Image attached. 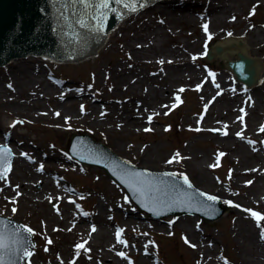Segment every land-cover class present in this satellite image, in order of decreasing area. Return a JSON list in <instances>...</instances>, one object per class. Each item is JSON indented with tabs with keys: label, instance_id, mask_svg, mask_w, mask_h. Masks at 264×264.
<instances>
[{
	"label": "rangeland",
	"instance_id": "374dc122",
	"mask_svg": "<svg viewBox=\"0 0 264 264\" xmlns=\"http://www.w3.org/2000/svg\"><path fill=\"white\" fill-rule=\"evenodd\" d=\"M194 2L198 4L194 5ZM261 2L236 7L224 15L225 24L213 28L211 21L198 18L206 0L175 2L186 3L190 10L183 13L192 15L197 24L192 26L186 21L177 24L175 29L174 26L169 27L165 44L169 51L182 54L179 68L189 64V70L197 72L195 75L188 70L186 72L189 74L180 71L176 78L170 76L167 73L169 68L178 65H174L176 54L171 52L159 53V60L153 59L137 69L131 52L123 47L125 38L130 40L133 33L127 31L125 37L121 29L92 59L57 63L32 56L0 68V132L9 131L18 139L11 143L13 147H18L15 149L16 157L23 160L29 172L38 176L33 180V187L25 192L17 189L21 180L15 179V187L9 185L14 175H18L15 169L11 175L0 180V216L32 230L34 248L25 264H205L202 254H199L200 246L211 248L215 254L214 264H246L250 258L261 262L259 255H249L243 237H239L234 228H238L239 221L245 219L253 226L254 219L245 209L264 215V186L258 187L259 190L257 188L259 177L264 173V141L261 142L264 139V108L256 114L252 123L249 100L241 99L244 96L232 91L234 87L236 91H242V88L230 73L226 58L235 44L251 50L262 69L259 70L257 83L251 90L242 93L255 104L258 98L264 101V50L254 53V47L260 45L250 43V34L259 38V42L264 38V4ZM152 14L150 17L148 14L144 16L143 21L156 25L157 13L154 11ZM204 25L208 26L207 32ZM210 32L212 34L208 36ZM220 42H224L225 47L217 53L215 46L221 47ZM209 52L212 58L207 60ZM236 56H232V60L237 59ZM117 64L138 73L135 79L142 80L146 75L147 83H143L146 91L151 89L149 78L152 88H159L163 80L167 82L169 78H175L171 83L173 90L170 96L163 100L165 104L161 105V100L157 109H145V120L142 119L133 130H126L117 122L120 108L115 107H120V102L130 98L127 92H123L122 84H117L110 77V66ZM24 70L31 78L33 75L37 77L32 81L33 84L38 81V85L16 82L15 77ZM222 75L225 78L221 80L225 84L222 97L207 101L213 92L211 81L217 82ZM158 79L160 82H157ZM206 82L209 83L207 87ZM45 84L50 85L49 89L44 88ZM51 84H55V88ZM34 92L44 96L37 100L38 105H28L31 99L38 97L32 95ZM63 92L78 99L70 107L72 117L64 121L65 112L56 105L58 102L52 100V93L59 96ZM176 94H181L178 101L174 99ZM84 95L108 103L112 101L110 105L115 109L105 116V124H92L89 116L85 117L89 115V110L79 101ZM236 97L239 101L232 102ZM134 99L138 100V104L142 98L135 96ZM180 100L183 103L179 104ZM222 100L224 105H221ZM167 102L169 104L166 105ZM128 103L131 111L138 109L133 99ZM231 105L236 115L234 121L229 117L228 108ZM94 106L97 111L104 108L101 101ZM210 106L211 110L208 111ZM3 136L0 139L8 138V135ZM71 137L75 141L72 147L96 145L100 155V151L107 153L109 150L108 154L122 160L123 167L128 165L129 168L148 170L144 166L158 168L156 165L160 163L162 170L149 171L171 173L168 177L178 183L183 181L174 174L186 176L192 187L186 186L189 188L187 201L190 204L186 205L187 201L183 203L185 214L180 212L177 217L164 216L156 221L139 212L126 198L124 190L101 169L78 163L67 156L65 152L70 146L68 140ZM101 145L107 150H100ZM132 149L144 152L141 154ZM237 149L254 156L259 155L260 151L262 155L258 162L249 161L238 166L241 153ZM80 150H83L82 147ZM20 152L27 159L22 158ZM147 153H152L151 159L155 164L140 160ZM81 154L79 156L82 158ZM102 157L105 158L104 155ZM196 161L202 163L206 176L219 190L196 182L188 164ZM259 168L263 169L262 173L258 171ZM48 175L53 190L41 195L40 179L45 180L46 176L48 179ZM200 193L218 198L221 208H227L221 218L203 222L193 215L195 211H200L193 199L206 197L200 196ZM13 209L16 211L13 212ZM185 218H188L187 224H180L179 220ZM260 225H254V237L264 245L261 239L264 220L260 221ZM93 227L95 231H92ZM189 228L196 234L195 238L190 237ZM118 230H121L120 239L125 244L118 243ZM81 244L84 247L77 249V245ZM118 253H123V256Z\"/></svg>",
	"mask_w": 264,
	"mask_h": 264
},
{
	"label": "bare ground",
	"instance_id": "6f19581e",
	"mask_svg": "<svg viewBox=\"0 0 264 264\" xmlns=\"http://www.w3.org/2000/svg\"><path fill=\"white\" fill-rule=\"evenodd\" d=\"M177 1H182V0H161L159 2L153 3L151 5H148V9L144 8L142 9V11H136L133 14L129 15L128 17H126L123 21H121L119 24H117L116 26H114L111 30H109L108 32H106L103 36L104 38H102L101 40H99V45H97L96 48V55L94 57H96L97 55L100 54V52L102 50H104V48L108 45L109 41L111 39L115 38V33L118 32V30L121 29L120 32H124L125 33V37H127V31L132 32L133 36L130 40H126V42L124 43V49L125 50H129L132 54V56L134 57V60L136 61V68L138 69L139 66H141L142 64H146L148 62H151L153 59L159 60V56L158 54L161 53H165V52H171V53H175L176 54V59L174 60V65L178 64V63H182L181 62V53H178L177 51H169L166 47L165 44V36L169 37L168 35V31H169V27L174 26L173 28H176V25L179 23H183V22H188L189 25L192 26H196L197 21L196 19H194L191 16L185 15L183 12L184 11H189L190 8H188L186 3H175ZM200 1V0H198ZM263 1L261 3L264 4V0H206V4L204 6V9L201 10V14L198 15L199 19H202L204 21H211L212 22V28L216 27L218 24H225V14L226 13H230L231 11L235 10L236 7L241 8L242 4H246L248 5L249 3L252 2H260ZM198 4L197 2H194V5ZM241 5V6H240ZM154 11L157 13V17L158 19L156 20V25L155 24H149L147 23V21H143V17L146 16L148 14V17H150V15L152 16L154 13ZM194 13V10H191V13ZM137 15V16H136ZM136 16V17H135ZM200 16V17H199ZM211 17V18H209ZM147 18V17H145ZM134 19V20H133ZM133 20V21H132ZM132 21V22H131ZM163 26V27H161ZM210 34H212V32L209 33L208 36H210ZM196 37H198V34L196 32ZM206 38V37H205ZM159 40V41H158ZM259 38H257L255 35H251L250 34V43L253 44V46L256 45H260L258 48L254 47V53H257L258 51H263L264 50V46H261L262 44H264V38L262 42H259ZM155 41H158L157 44H155ZM140 42H142L143 44L141 45ZM229 41H225V43H227ZM224 42H220L219 44L223 48L225 47ZM111 44V43H110ZM140 44V45H139ZM198 42H196L195 45H197ZM174 54V55H175ZM245 55L247 58L249 59H253V65L256 71V76L255 79L256 81L258 80L260 73L259 70L262 69L261 64L259 63V61L252 55L251 50L247 49L245 46H239L238 44H235L233 46L232 51H229V54L227 55V60L229 61L230 59L232 60L234 55ZM162 56V55H161ZM32 56H28V57H23L21 59H25V58H31ZM179 57V58H178ZM237 57V56H236ZM183 58V57H182ZM212 58V55L210 57V59ZM92 59V58H89ZM209 59V60H210ZM20 59H16L15 61H18ZM227 61V62H228ZM14 61H11L9 64H12ZM57 63H64V62H59L58 60L56 61ZM158 62V61H157ZM8 64V66H9ZM178 66V67H176ZM176 66H172L169 68V71H167V73L170 76H174L175 78L177 77V75L179 74L180 71H188L189 67H191L189 64H186L184 67L179 68V66H181V64H178ZM7 67V65H6ZM131 70V69H130ZM127 70L126 68L123 67V64H117V65H113L110 66L109 68V74L110 77L114 78V80L116 81L117 84H122V88H123V92H127V95H130V98H126L123 102L121 103L120 107H115V108H120L118 110V123L120 127H123L126 130H133L137 127V125H139V123H141V120H145L144 118V113H145V109L149 110V107L152 108L154 107V109H157V104L159 101H161V105L165 104V102L163 100L168 99V97L170 96V93L172 92L173 88L172 84L175 81V78H169V80L166 82L163 80V84H161V86L159 88H152V80H148V84L151 87V89L148 88V91H146V88L144 87L143 83H147V76L144 75L143 79H135L134 77L138 76V73H135L134 71H130ZM193 75H195L197 72L196 71H191ZM27 71H21L20 74L18 73V76H20L18 78V76L15 77L16 82H19L20 84H25V85H34L37 84L38 85V81H35V83L33 84V79L36 80V76L33 75V77L31 78L30 75L26 74ZM187 73V72H186ZM189 74V73H187ZM31 79V80H30ZM224 78V75L220 76V79L217 82H211L212 83V88H213V92L212 95L209 96V99L207 97V101H213V99H217V98H221L222 95L221 93L224 92L223 91V87L225 86V84L221 83ZM228 78L226 77V80ZM159 81V79L157 80V82ZM160 82V81H159ZM151 83V84H150ZM207 83V82H206ZM165 84V85H164ZM53 86V88H55V84H51ZM162 85H164L162 87ZM206 87L209 86V83H207L205 85ZM254 85H250V87H253ZM50 85L45 84L44 88H48L49 89ZM36 88V87H35ZM119 88V86L117 87ZM52 89V88H51ZM180 88H178L179 90ZM229 93H231V91L229 90ZM48 94V93H46ZM54 94V98L52 100H55L57 106H59V108L65 112L66 115H63V121L67 120L69 118H71L72 116L70 115L71 113V106L74 105L76 103L75 98H72L71 95L67 92H63L60 93L59 96H56L55 93ZM32 95H37L38 97H34L33 99L30 100V102L28 103V105H32L35 106L38 103V99L43 97L44 95L38 92H34L32 93ZM177 95V94H176ZM176 95L174 96V99H176ZM86 96V97H85ZM89 95H84L81 98H79V96H76L77 98H79V101L81 102V104H83L85 106V108L87 107V109L89 110V115L85 116L88 117L89 120L92 122V124H97V125H103L106 123V118L105 116L107 114H111L109 113L111 109H115L114 106L110 105V103L112 101L106 102L103 100H99L96 98H91V96ZM139 97L142 98L140 101V103L137 104L138 100L134 99V97ZM47 97V96H45ZM70 97V98H69ZM135 101V104L137 106V110H133L131 111V106L129 105V101L131 100ZM29 100V99H28ZM27 100V102H28ZM51 100V101H52ZM102 102V104H104V108L99 109L100 111H97L95 109V104L96 102ZM236 102L239 101L238 97H236L235 100H232V102ZM253 104H252V103ZM225 103V102H224ZM249 103H251L252 105H250ZM248 103L249 107H252L249 109L250 112V116L251 119L250 121H252L253 123V119H255L256 114H259V112H261V110H263L264 108V101L261 100V98L257 99V102L255 104V102L250 101ZM123 104V105H122ZM169 104V102L166 103V105ZM255 104V106L253 107V105ZM38 105V104H37ZM223 104V100H222V104ZM228 106V105H227ZM39 107V106H38ZM20 108V107H19ZM117 110V109H116ZM211 110V106L209 107L208 111ZM229 111V117L234 121L236 118V115H234L233 113V105H231L228 108ZM60 114L62 113L61 111H59ZM140 113V114H139ZM58 115H60L59 113H56ZM57 115V116H58ZM75 119H77V116H74ZM253 125V124H252ZM233 127L235 125H232ZM9 128V127H8ZM8 135L6 137H8V139H0V144H7L9 147H11L12 151L14 152L15 158L13 161V168L11 173L13 172V170H17L16 173H18V175H14V178L12 180L9 181V185L10 187H15V183H17L16 180H21L20 184H18L19 186H17V189L20 190V188L25 192L27 188H32L34 185V179L36 177H38L37 175L29 172L27 169V165L23 162V160H21L20 158L16 157V148L18 149V147L16 146H12L11 143L14 142L15 140L18 141V139H16L15 136L12 135L11 132L9 131H4L3 133L0 132V137L2 135V138L5 137L3 135ZM233 137V136H232ZM234 138V137H233ZM232 140V138H231ZM233 142V140H232ZM19 146V145H18ZM133 152H140L141 154H143L144 151H140V150H135L132 149ZM237 152L241 153L240 155V159L241 162L238 163V166L249 163V161H254V162H258L260 160V156L262 155V152H259V155L254 156V155H250L248 154L245 150L243 149H237ZM100 153L102 155H100L97 150H91L86 152L87 154V158L89 159L90 162L92 163H101L104 165H115V168H113V173H120L119 178H122V176L124 175V168H122L121 166V162L122 160L119 157H116L115 155L112 154H108L105 152H101ZM105 156L102 157V156ZM152 153H147L144 154L140 157V160H146L149 163H153L152 161ZM152 158V159H151ZM188 160V159H187ZM186 160V161H187ZM159 163V162H157ZM155 164V163H153ZM165 165L167 164V162L164 163ZM190 169H191V173L194 175L196 182H198L199 184L202 185H206L211 189L214 190H219L220 188L217 186H213L212 183L210 182L209 178L206 176L205 174V169L204 166H202V163H198L197 161L194 162H188ZM118 166V167H117ZM158 168L155 167H148V166H144L146 167V171H158V170H162L163 169V165L162 164H157L156 165ZM50 167V166H49ZM123 169V170H122ZM139 172H143L145 170L142 169H138ZM119 171V172H118ZM259 172H263L262 168H259L258 170ZM133 177L139 181H142L144 179V177L142 175H140L137 171H134L133 173ZM239 174V173H238ZM11 175V174H10ZM128 176V173H127ZM13 177V176H12ZM51 178L54 180V176L51 175ZM41 184H42V188L40 190V194H44L47 193L49 191L52 192V188L50 187V175H48V179L47 176L44 179H40ZM263 187L264 186V173L263 176L259 177L258 180V184H257V188L258 187ZM259 190V188H258ZM255 197L257 196V190L255 189ZM81 222V221H80ZM180 224L182 225H186L188 222V218L185 219H180L179 220ZM253 222V226L249 223V221L247 219L243 220V221H239V224L237 226H239L238 228H234L235 231L238 232L239 237H243V243L245 244L244 246L246 247V250H248L249 255L251 256V254H256L260 256V260L261 262L258 261H254L251 258L249 260H246V264H264V245L261 244V242H259L258 239H255L254 237V229H255V224L256 221L252 220ZM189 235L192 238L196 237V234L194 233L193 230H191L190 228L188 229ZM103 234H106V232H103ZM252 250V251H251ZM149 254V253H148ZM199 254H202V261L205 264H214L213 262V258L215 256L214 253H212L211 248H203V247H199ZM147 262V261H146Z\"/></svg>",
	"mask_w": 264,
	"mask_h": 264
},
{
	"label": "water",
	"instance_id": "95a60500",
	"mask_svg": "<svg viewBox=\"0 0 264 264\" xmlns=\"http://www.w3.org/2000/svg\"><path fill=\"white\" fill-rule=\"evenodd\" d=\"M156 1L158 0H136V11L138 12ZM96 2L98 0H89V7L85 9L83 4L74 2V0H0V67L12 60L33 55L58 58L59 62L66 60L64 58L75 61L94 58L99 40L104 38L103 35L134 13L129 8L116 4L113 0L110 4L111 11L106 12L101 22L100 13L94 7ZM141 5L143 6L141 7ZM85 17H87L88 27L82 28L78 20ZM253 62L239 54V59L230 62L229 66L240 80L247 84H253L256 75ZM72 139L73 137L68 140L71 142L67 148L68 151L75 142ZM0 149L9 153L11 162L10 150L6 146H0ZM104 150L106 151V149ZM71 155L79 161L86 159ZM132 170L138 172L137 168L133 167ZM153 180L152 174L147 175L142 180V183L145 184L138 191H132V196L141 197L154 189L150 199L158 205L149 207L146 203L137 201L138 206L155 211L159 216L147 210L153 218L169 215L177 217L180 211L177 205L172 203L175 199L174 195L164 191L161 187L152 186ZM213 206L211 214H208L211 216L207 217L219 218L223 214V209L217 200ZM17 227L21 229L18 225L10 223L6 226L9 232L15 231ZM20 236L24 240V247L31 251L33 248L31 238L24 232H21ZM24 259L21 257L17 264H23Z\"/></svg>",
	"mask_w": 264,
	"mask_h": 264
},
{
	"label": "snow or ice",
	"instance_id": "6c2138e0",
	"mask_svg": "<svg viewBox=\"0 0 264 264\" xmlns=\"http://www.w3.org/2000/svg\"><path fill=\"white\" fill-rule=\"evenodd\" d=\"M74 2H79L84 5L85 9L89 7V0H74ZM113 2V0H98V2L95 3L94 7L95 9L100 13L99 19L102 22L106 12L111 11L110 4ZM116 4H121L126 8H129L130 11L135 12L137 10L136 8V0H114ZM143 5H141L142 7ZM87 17L82 18L78 20V23L80 26L88 27V24L86 23ZM207 25H204L205 32H207ZM231 35V33H229ZM210 38V37H209ZM195 59V57L193 58ZM180 91H183L181 89ZM177 99H179L177 97ZM243 111V110H242ZM58 115V114H57ZM151 120V118H149ZM243 117H241V120ZM148 129H146L147 131ZM199 131V129H197ZM178 155V154H177ZM169 163H172V161H169ZM11 170V162H10V155L6 152L4 149H0V179H5L7 173ZM184 184H186L189 188L192 187V185L189 183L188 178L184 177ZM200 196H205L204 193H200ZM205 199L212 201L215 203L216 197L213 196H206ZM16 210L13 209V212ZM250 213L251 217L256 221L257 226L260 227V221L264 220V215L257 213L255 211L247 210ZM10 222L0 220V264H17V261L23 257L27 259L32 255V252L27 248L24 247V240L21 238L20 234L21 232L27 233L29 235L32 234L31 229H19L17 228L13 232H9L6 229L7 224ZM92 231H95V227H93ZM117 241L118 243L125 244V241L120 239L121 236V230L117 231ZM261 239L264 240V228H262L261 231ZM187 242V241H186ZM48 243H51V241H48ZM84 245H77V249L83 248ZM87 251V249H85ZM79 252H77V255ZM118 255L123 256V253H118Z\"/></svg>",
	"mask_w": 264,
	"mask_h": 264
}]
</instances>
